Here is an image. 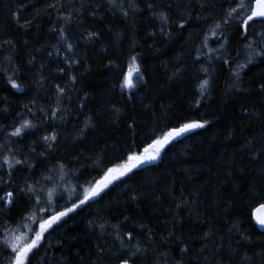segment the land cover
<instances>
[{"label":"trees","instance_id":"obj_1","mask_svg":"<svg viewBox=\"0 0 264 264\" xmlns=\"http://www.w3.org/2000/svg\"><path fill=\"white\" fill-rule=\"evenodd\" d=\"M226 1L206 0L207 10L203 13L208 17L206 22L194 21L187 31L177 32L169 39L159 33L158 22L150 17L143 0L140 2L143 11L127 19L119 13L113 15L107 0H0V40L12 39L16 43L15 50L0 49V69L4 70L0 71V143L8 140L5 133L19 126L21 117L36 125L21 137L11 138L16 158L27 159L33 165L17 166L20 171L11 178L13 186L23 188L25 181L33 184L40 180L46 190L57 187L61 182L55 172L49 170L53 165L64 163L68 166L67 179L62 187H57L54 199V207L62 210L75 201L72 189L82 196L83 189L78 186L88 187L90 182L101 178L107 167L123 163L117 157H123L129 147L133 152L142 151L151 137L182 121H211L206 128L173 141L156 163L134 169L99 197L69 213L45 233L32 264H89L97 260V244L103 243L102 234L89 227L90 221L119 223L122 232L133 231L137 240H143L140 234L151 228L155 240L159 241L173 230V217L177 215L179 220L174 230L186 240L192 238L190 255L197 256L200 264H203L202 255L213 259V249L220 243L225 246L224 264H264V233L259 232L249 218L250 209L257 207V202L245 191L250 183L257 182L255 178L261 165H254L248 149L241 147L249 132L259 140V122L245 119L242 109L264 112V96L255 90L254 84L264 79V61L257 60L245 69L238 85L245 91L236 92L230 90L237 81L231 76L229 66L220 61L209 66L204 61L211 73L206 76L199 71L201 63L193 60L204 32L223 15ZM158 2L163 5L168 0ZM53 4L55 7H50ZM69 13L70 21L61 19ZM14 14L18 15V20ZM62 27L70 42L76 45L74 59L79 63L71 69L63 62L66 49L57 44L58 37L52 31ZM255 27L259 29L260 25ZM89 31L99 33V37L92 41L80 39V33ZM154 31L156 35L151 36ZM224 31L230 38L226 47L234 67L235 63L244 62L245 41L238 38L235 21L225 26ZM209 46L218 47L212 40ZM54 47L60 48V56L55 53L48 56ZM236 52H240L239 58ZM130 54L139 55L137 63L147 81L146 86L133 90L135 95L131 99L132 93L119 87L118 75L120 69L126 71ZM9 56L11 60L7 59ZM33 56L35 60L29 64ZM61 67L65 72L58 71ZM12 69L16 70L15 74ZM175 71L179 72V78L173 79ZM72 75L77 77L74 84L69 80ZM8 76L21 84L19 91L7 84ZM202 78L210 81L203 99L197 90ZM54 84L66 86L71 99L58 104ZM113 106L119 111L114 112ZM57 107L64 109L63 118H59L61 113H58L57 119H49L45 113L50 114ZM28 108L36 115L28 112ZM40 108L44 109L43 113L38 111ZM88 117H92L94 127L86 129L84 136L77 139ZM128 124L134 126L131 131ZM53 130L57 139L52 148L47 149L41 137ZM229 131H234L232 140L226 138ZM32 148L36 151L32 152ZM5 154L0 150V157ZM47 175H53L54 180H42ZM131 195H136L137 199L130 200ZM181 198L195 203L176 209ZM226 199L232 201L227 215L218 206ZM28 210L35 211V207L23 194L18 195L14 206L0 208V225L6 223L10 228H17L22 217L29 215ZM36 216L38 220L45 214ZM23 223L33 229L39 225L27 219ZM232 224H237L239 230L229 234ZM210 227L216 235L207 241L208 249L201 254L200 246L204 242L196 237ZM21 230L27 231L26 228ZM0 236H3L2 228ZM242 236L247 240L241 239ZM104 239L107 240L105 247L113 244L111 236ZM144 243L146 245L147 241ZM169 246L175 250L174 244ZM9 254L8 249L0 246V264H7ZM175 255L178 259L179 254ZM42 257L45 260H40ZM140 259L142 264H152L150 255ZM105 264H108L107 257Z\"/></svg>","mask_w":264,"mask_h":264},{"label":"snow or ice","instance_id":"obj_2","mask_svg":"<svg viewBox=\"0 0 264 264\" xmlns=\"http://www.w3.org/2000/svg\"><path fill=\"white\" fill-rule=\"evenodd\" d=\"M140 2L141 0H107L113 15L119 13L124 19L130 16L135 17L137 13L143 11V9L140 8ZM143 2L145 3L150 17L158 22L159 33L169 39L177 32L187 31L193 26L194 21L204 23L208 19V17L203 14L204 11L207 10L206 0H168V3L163 5L160 4L158 0H143ZM233 4L235 7L232 6ZM50 7L54 8L55 5H50ZM196 8L201 9V11H195ZM14 18L17 20L19 19L18 15L15 14ZM61 19L70 21L71 13L61 17ZM234 21L237 24L238 38L245 41L243 49L246 56L243 63H235L233 67L234 61L231 58V53L228 52L226 47L230 38L225 34L224 29L225 26L231 25ZM26 23L30 24V21H26ZM256 25H260V28L257 29L255 27ZM52 31L58 37L57 44L66 49L63 53V62L71 69L74 64L79 63L78 60L74 59L76 55V45L70 42V37L65 28H53ZM150 35L155 36L156 32L154 31L150 33ZM79 36L82 40L92 41L99 37V33L89 31L86 34L80 33ZM209 40L216 43L218 47H210ZM15 47L16 43L12 39L0 40V49L7 48L15 50ZM132 47L134 48V45ZM196 51L197 55L193 57V60L194 62L201 63L200 72L204 73L206 76L211 75L209 67H205L203 62L206 61L207 64L211 66L215 61H220L221 64L229 66L231 76L237 81V83L232 85L230 90L234 89L236 92L245 91L238 86L239 82L242 81V74H245V69L257 60L264 61V0H228V7L224 8L223 15L204 32L200 46ZM54 53L56 56H60V48L54 47L53 51L48 52V56H53ZM236 56L239 58L240 52H236ZM7 59L11 60L12 57L9 56ZM34 60L35 56H33L28 63L32 64ZM138 60V54H130L126 62V71L122 68L118 73L121 78L119 87L122 90L132 93L129 99L135 95L133 90H138L139 86L147 85V81L141 72L140 65L137 63ZM40 67L43 68L44 65ZM0 71L4 70L0 69ZM12 71L13 74H15L16 70L12 69ZM58 71L63 73L65 72V68H58ZM40 75L41 80H43V73L41 72ZM172 78H179V72H173ZM69 80L74 84L77 77L72 75L69 77ZM7 84L18 91L22 87L12 76L7 77ZM254 84L255 90L261 96H264V79H261L259 82H254ZM209 86L210 81L208 78L199 80L197 90L201 99L205 97ZM53 87L57 94L58 104L64 99H71V92L66 86L54 84ZM84 99L86 100L87 97L85 96ZM195 106L197 108L199 107V100H197ZM80 107H84L83 102L80 103ZM262 108H264V104H262ZM4 111H7V109H4ZM38 111L43 113L44 109L40 108ZM113 111L118 112L119 109L113 106ZM242 111L245 114V119L250 122L252 120H257L259 122V140L256 141L255 135L249 132L247 136H244L241 147L248 149L249 159L254 165H261L258 169V176L255 178L257 182L250 183L245 191L257 202V207L250 214V220H254L259 227L264 228V164H261V161H264V147L257 146L258 144L264 145V112L257 113L249 111L248 109H242ZM28 112L33 116L36 115V113L31 112V108H28ZM63 112L64 109L57 107L53 109L50 114L45 113V115L49 119L54 120L58 118L57 114L61 113L59 118L62 119ZM84 123L85 126L79 130L77 139H81L84 136L86 129L94 127L92 124V117H88ZM210 123L211 121L206 119L182 121L174 127L162 130L159 135L151 137L150 142L143 147L142 151L138 150L133 152L131 147H129V150L123 157H117V160L122 159L124 161L123 163H115L113 166L107 167L106 170H103L101 178L90 182L88 187L78 186L83 189L82 196L76 194L75 188L72 189L75 194V201L78 202L74 201L70 207L57 210L54 207L57 187H62V183L67 179L68 166L64 163L53 165V169L49 170L50 172L54 171L61 182L57 187L46 190L41 186L40 180H37L33 184H29L25 181V186L23 188L13 186L11 178L15 172L20 171L17 166L26 165L27 167H33L27 159L16 158L15 149L11 143V138L21 137L26 130L36 127L31 120L21 117L19 126H13L11 132L5 133L8 140L4 143H0V150L6 152L5 155L0 157V161H2V163H0V208L14 206L17 196L23 194L27 198V201L32 203V206L35 207V211L28 210L29 215L27 217H22L21 224L18 225L17 228H10L6 223L0 225V228L3 230V236H0V246L8 249L10 253L7 264H32V259L37 255L36 250L41 247V242L45 239V233L67 217L69 213L76 211L90 200L99 197L111 184L121 180L129 173H132L134 169L140 168L142 165L152 164L160 159L161 153L165 148L179 137L197 129H204ZM127 127L131 131L134 126L133 124H128ZM226 138L232 140L234 138V131L227 132ZM41 139L44 145L47 146V149H51L53 142L57 139V134L53 130L51 134L44 135ZM31 151L35 152L36 149L32 148ZM40 155L43 156L44 153L41 152ZM241 171H244L242 167ZM4 176H7L8 179H4ZM42 180L52 182L54 176H43ZM221 187L224 191H227V188ZM195 195H198V193H195ZM129 199L134 201L137 199V196L131 195ZM188 203H195V201H184L183 198H181V202L177 203L175 208L179 209L185 207ZM214 203H216V201H214ZM231 205L232 201L226 199L218 206L222 207L224 213L227 215L231 211ZM37 213H44L45 216H41L37 220ZM197 217L199 218V214H197ZM24 219L31 220L33 223L38 222V230L24 224ZM178 220V215L173 217V230L168 231L166 236H161L159 241L155 240L153 229L151 228H147L140 234L143 240H137L133 231L122 232L119 223L111 224L108 221H101L97 224L96 222L90 221L89 227L101 232V240L103 243L97 244L96 256L98 259L90 261L89 264H105L106 257L108 264H142L140 258L149 255L152 258V264H200L197 256L190 255L192 253V247L189 241L192 238L186 240L174 230L175 222ZM228 223H231V220H228ZM22 228H26L27 231H22ZM233 230H239L237 224H232V226L228 228V233L231 234ZM215 235L214 228L210 227L207 231L196 237V239L204 242L200 246L201 254L208 249L207 241L213 239ZM104 236H111L113 238V244L105 247V245H107V240L104 239ZM241 239L247 240V237L242 236ZM220 240L222 241L223 237H220ZM133 241L136 242L133 243ZM144 241H147L146 245ZM172 244L176 246L175 250L169 246ZM224 252L225 246L223 243H220L213 249L212 260H209L208 255H202L203 264H224ZM175 253L179 254L178 259ZM81 259L83 258L81 257ZM245 259H248V257H245Z\"/></svg>","mask_w":264,"mask_h":264},{"label":"rangeland","instance_id":"obj_3","mask_svg":"<svg viewBox=\"0 0 264 264\" xmlns=\"http://www.w3.org/2000/svg\"><path fill=\"white\" fill-rule=\"evenodd\" d=\"M226 4H227V6H225V8H227L228 7V0L226 1ZM233 7H235V5L233 4L232 5ZM180 138V137H179ZM177 140V139H176ZM157 161H159V159L157 160ZM157 161H155V163L157 162ZM96 199V198H95ZM94 200V199H93ZM93 200H90L89 202H91V201H93ZM255 207H256V205L255 206H253V207H251V209H250V214H251V212L255 209ZM252 221V220H251ZM38 228H39V225L37 226V230H38ZM40 260H45L44 259V257H42ZM148 261L149 260H147L146 262L148 263Z\"/></svg>","mask_w":264,"mask_h":264},{"label":"water","instance_id":"obj_4","mask_svg":"<svg viewBox=\"0 0 264 264\" xmlns=\"http://www.w3.org/2000/svg\"><path fill=\"white\" fill-rule=\"evenodd\" d=\"M154 163H155V162H154ZM255 208H256V207H255ZM253 211H254V210H253ZM252 223H253V225L255 226V228H256L259 232L264 233V228L259 227V226L255 223L254 220H252Z\"/></svg>","mask_w":264,"mask_h":264}]
</instances>
